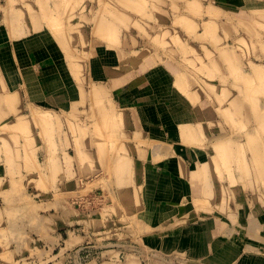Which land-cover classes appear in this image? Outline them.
<instances>
[{"label": "crops", "instance_id": "1", "mask_svg": "<svg viewBox=\"0 0 264 264\" xmlns=\"http://www.w3.org/2000/svg\"><path fill=\"white\" fill-rule=\"evenodd\" d=\"M23 30L14 35L0 22V128L26 114L83 108L82 84L53 34ZM164 71L92 59V76L107 80L108 109L122 125L107 157L99 156L93 133L76 140L74 155L57 136L56 147L51 134L37 136L30 167L9 165L0 149V230L15 234L10 242L0 236V264H69L85 247L97 252L88 264H129L137 247L185 264H264V253H256L264 224L244 225L243 189L233 187L235 197L224 193L229 179L214 170L217 161L199 143L196 112ZM32 128L40 129L35 122ZM6 250L12 259L3 258Z\"/></svg>", "mask_w": 264, "mask_h": 264}, {"label": "rangeland", "instance_id": "2", "mask_svg": "<svg viewBox=\"0 0 264 264\" xmlns=\"http://www.w3.org/2000/svg\"><path fill=\"white\" fill-rule=\"evenodd\" d=\"M105 20L112 30L104 27ZM0 22L14 35L21 28L49 29L83 87V110L51 117L37 112L38 122L26 114L16 118L14 126L0 128V149L9 165L17 160L32 166L36 137L45 139L47 134L53 147L57 136L64 146L73 147V155L76 140L92 133L101 158L115 152L122 125L114 107L108 109L107 80L92 76V59L106 57L115 68L162 67L167 70L164 80L170 79L196 112L199 143L217 161L214 170L229 179L224 193L243 189L244 225L264 224V0H0ZM101 23L104 28H99ZM177 76L183 82L178 83ZM34 122L40 129H31ZM184 137L188 139L187 131ZM257 149L258 158L252 152ZM9 229L3 234L0 230L8 242L15 237ZM7 250L3 258L12 259ZM79 253L69 264H88L97 252L85 247ZM256 253L263 254L264 247ZM131 254L129 264H185L178 256L144 248ZM13 264H30V259Z\"/></svg>", "mask_w": 264, "mask_h": 264}, {"label": "bare ground", "instance_id": "3", "mask_svg": "<svg viewBox=\"0 0 264 264\" xmlns=\"http://www.w3.org/2000/svg\"><path fill=\"white\" fill-rule=\"evenodd\" d=\"M66 1H68V0H65V2H66ZM57 4H58V3H57ZM57 4H56V7H60V5H59L60 3H59L58 5H57ZM66 5H67V4H66ZM48 13H50V12L48 11ZM107 19H108V18H107ZM108 20H110V19H108ZM105 21H106V22H105L106 24L104 23V24H105L104 27L106 26V27L109 29V27H110L112 24H111L110 21H109V22H108L107 20H105ZM111 21H112V20H111ZM112 22L116 23L115 21H112ZM101 24H102V23H101ZM110 24H111V25H110ZM116 24H117V23H116ZM116 24H113V25H116ZM109 25H110V26H109ZM117 25H118V24H117ZM102 26H103V24L100 25V27H99V24H98L97 28H98V27H99V28H104V27H102ZM112 27H113V26H112ZM112 27H111L109 30H112V29H113ZM117 27H118V26H117ZM115 28H116V27H115ZM117 29H118V28H117ZM119 29H120V28H119ZM119 29H118V30H119ZM95 30H96V29H95ZM95 30H94V31H95ZM114 30H115V31H118V30H116V29H114ZM45 62H46V61H45ZM48 63H49V62H48ZM42 64H43V63H42ZM36 65H37V64H36ZM44 65H45V64H44ZM44 70H45V69H44ZM254 70H257V68H255ZM258 70H259V72L261 71L260 69H258ZM166 74H167V73H166ZM137 75H138V74H137ZM260 75H261V74H260ZM149 77H150V76H149ZM177 77H178V79H177V82H178V83L183 82V77H182V76H177ZM184 79H185V78H184ZM154 80H155V79H154ZM154 80H153V81H154ZM153 81H151V82H153ZM177 82H176V83H177ZM156 84H157V83H156ZM159 87H160V85H159ZM159 87H158V89H159ZM150 88H151V87H150ZM145 89H147V88H145ZM183 89H184V88H183ZM250 89H251V88H250ZM159 90H160V89H159ZM186 90H187V89H186ZM87 91H88L87 94L89 95V94H90V90L87 89ZM161 91H162V90H161ZM155 93H156V92H155ZM198 94H199V93H198ZM153 96H154V95H153ZM10 97H11V96H10ZM160 97H161V96H160ZM150 98H151V97H150ZM219 100H220V99H219ZM7 101H8V100H7ZM141 101H142V100H141ZM134 109H135V108H134ZM134 109H133V110H134ZM223 109H224V108H223ZM228 109H229V108H228ZM134 112H135V111H134ZM226 112H227V110H226L224 113L226 114ZM228 112H229V111H228ZM256 112H257V111H256ZM256 112H255V113H256ZM221 113H222V109H221ZM33 114H34V113H33ZM258 114H259V113H258ZM34 116H35V118H37V119H35L36 121L40 118V117L38 118V116H37L36 113H35ZM128 116H129V115H128ZM222 116H223V115H222ZM256 116H257V115H256ZM260 116H261V115H260ZM225 117H226V116H225ZM261 117H262V116H261ZM41 118H42V117H41ZM258 118H259V117H258ZM258 118H257V120H258ZM33 119H34V118H33ZM126 120H127V119H126ZM258 121L260 122V120H258ZM37 122H38V121H37ZM261 124H262V123H261ZM257 125H258V124H257ZM258 129H260V128L258 127ZM253 135H254V134H253ZM255 137H256V136H255ZM248 140H250V139H248ZM250 141H251V140H250ZM250 141H249V142H250ZM252 141H253V140H252ZM230 143H232V142L230 141ZM238 143H239V142H238ZM255 143H256V142H255ZM236 144H237V143H236ZM255 145H256V144H255ZM255 145H254V146H255ZM257 145H259V144H257ZM235 146H236V145H235ZM238 148H239L238 146H237V148L235 147V149H238ZM255 149H256V148H255ZM161 151H162V150H161ZM257 151H258V149H257L256 151H253V150H252V152L255 153L254 156H256V157L258 158V156H257ZM238 152H239V151H238ZM162 153H163V152H162ZM252 155H253V153H252ZM163 156H164V155H163ZM163 156H161V157H163ZM176 156H177V155H176ZM254 156H253V157H254ZM156 157H157V156H156ZM156 157H154V158H156ZM256 157H255V158H256ZM135 158H136V157H135ZM158 158H159V157H157V159H158ZM179 158H180V157H179ZM257 158H256V159H257ZM160 159H161V158H160ZM165 159H166V158H165ZM155 160H156V159H155ZM143 161H144V160H143ZM156 161H157V160H156ZM256 161H257V160H256ZM165 162H166V161H165ZM254 162H255V161H254ZM142 163H143V162H142ZM179 165H180V164H179ZM153 166H154V165H153ZM155 166H156V165H155ZM143 167H144V166H143ZM187 169H188V168H187ZM143 171H144V170H143ZM164 171H165V170H164ZM177 171H178V170H177ZM181 171H182V170H181ZM159 172H160V171H159ZM187 172H188V171H187ZM164 173H165V172H164ZM203 173H204V172H203ZM187 175H188V174H187ZM164 176H165V175H164ZM169 176H170V175H169ZM181 178H182V177H181ZM162 179H163V178H162ZM133 180H134V179H133ZM159 180H160V179H159ZM167 180H168V179H167ZM135 181H136V180H135ZM160 181H161V180H160ZM180 181H181V180H180ZM186 181H187V179H186ZM163 182H165V181H163ZM169 183H170V182H169ZM184 184H185V183H184ZM142 185H143V184H142ZM160 185H161V184H160ZM170 186H172V185H170ZM141 187H142V186H141ZM141 187H140V188H141ZM183 187H184V185H183ZM164 188H165V187H164ZM185 189H186V188H185ZM180 190H181V189H180ZM183 190H184V188H183ZM208 190H209V189H208ZM161 191H162V190H161ZM172 191H173V190H172ZM172 191H171V192H172ZM186 191H187V190H186ZM201 191H202V190H201ZM210 191H211V190H210ZM176 192H177V191H176ZM155 194H156V193H155ZM164 194H166V193H164ZM208 194H209V193H208ZM168 195H169V194H168ZM177 195H178V194H177ZM179 195H180V194H179ZM159 197H161V196H159ZM168 197H169V196H168ZM165 198H166V197H165ZM161 199H162V198H161ZM169 199H170V197H169ZM166 200H168V199L166 198ZM241 202H242V201H241ZM244 202H245V201H244ZM155 206H156V205H155ZM162 206H163V205H162ZM165 207H166V206H165ZM161 209H162V208H161ZM163 213H164V212H163ZM160 215H161V214H160ZM209 227H210V226H209ZM174 228H175V227H174ZM175 231H176V230H175ZM206 231H207V230H206ZM201 235H202V234H201ZM222 239H223V238H222ZM200 241H201V240H200ZM201 243H202V242H201Z\"/></svg>", "mask_w": 264, "mask_h": 264}, {"label": "built area", "instance_id": "4", "mask_svg": "<svg viewBox=\"0 0 264 264\" xmlns=\"http://www.w3.org/2000/svg\"><path fill=\"white\" fill-rule=\"evenodd\" d=\"M83 261V260H82ZM84 262V261H83Z\"/></svg>", "mask_w": 264, "mask_h": 264}]
</instances>
